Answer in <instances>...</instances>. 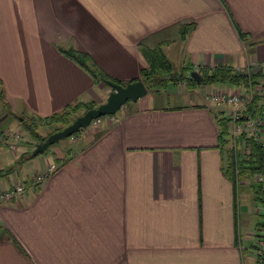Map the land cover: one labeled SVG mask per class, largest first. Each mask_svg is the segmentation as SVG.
<instances>
[{
  "label": "crops",
  "instance_id": "1",
  "mask_svg": "<svg viewBox=\"0 0 264 264\" xmlns=\"http://www.w3.org/2000/svg\"><path fill=\"white\" fill-rule=\"evenodd\" d=\"M261 39L264 0H0V78L10 108L0 113L3 128L27 119L53 130V114L99 100L103 81L61 47L89 53L128 82L148 65L141 45H161L172 62L179 40L174 80L187 79V90L149 88L117 121L84 128L76 145L56 146L25 173V197L0 204V264H254L242 207L255 192L229 174L231 142L207 98L231 84L193 81L189 72L262 61ZM26 152L22 160L34 156ZM49 163L58 168L32 185Z\"/></svg>",
  "mask_w": 264,
  "mask_h": 264
},
{
  "label": "trees",
  "instance_id": "2",
  "mask_svg": "<svg viewBox=\"0 0 264 264\" xmlns=\"http://www.w3.org/2000/svg\"><path fill=\"white\" fill-rule=\"evenodd\" d=\"M242 34L248 35L243 31ZM140 48L148 60V65L141 69V77H137L133 80L142 78L145 82L148 83L149 88H155V86H158L159 84L163 83L168 79L171 80L175 79L174 77L168 76L173 74L174 66L172 62L167 58L161 45H157L155 47L141 45ZM60 49L68 57H70L72 60L78 63L82 68H84L88 73H90L96 82H100V81L104 82L105 78H110L124 84L127 83L120 79L110 76L105 70H103L98 65V63L93 59V57L89 53L75 47H70V48L61 47ZM199 71L204 74V80L201 81L204 84L223 82V83H229L231 85H235L237 87L248 86L250 84H253L254 86L258 85V88L264 85L263 83L261 84L259 82L260 80L257 77L264 75L263 72L264 69L263 71H260L257 74H254L253 72L248 74L246 72L239 71L236 66L219 65L213 68L203 67L200 68ZM186 72L187 71L184 70L183 73L186 74ZM189 79L193 81L195 80L191 76L189 77ZM1 81L2 80L0 78V84H2ZM0 98L2 100H4L5 98V92L2 87L0 88ZM260 99H261L260 95H257L254 98L251 111L253 113H256L258 111L257 107H260V111L262 112L261 114L264 117V107L261 104H259ZM94 106H96V102L94 100L90 102L79 101L70 105L65 110L53 114L52 116H50L51 123H55V124L57 123V126L53 128L52 132L61 129L67 124H69L72 121V119L76 117L77 113L81 109H84L86 111L87 109ZM217 119L222 124L221 135L223 137L226 136V141H227L226 144H228L231 142L230 126L228 123V118L221 114V115H217ZM24 123L25 126L30 131H32L36 136H39V141L45 140L47 138L48 135L43 136L42 134L39 133L38 123L35 120L34 122H32L25 119ZM248 145H250V149L247 156H243L244 153L246 152L244 151V149H240L237 159L238 165H236L235 154L232 147L230 146L229 150L226 149L228 150L227 170L229 171L231 177H233L234 182L238 185H241L240 181L242 179L245 180L243 181L245 184L249 182V179L247 178L251 177L252 174L261 173L262 175H264V145L254 140H249ZM237 167L239 168L238 172L236 169ZM4 174H5V170L3 168H0V176ZM249 184L255 192L256 200H261L264 202V180L263 181L254 180ZM261 236L262 234L260 235V237Z\"/></svg>",
  "mask_w": 264,
  "mask_h": 264
},
{
  "label": "built area",
  "instance_id": "3",
  "mask_svg": "<svg viewBox=\"0 0 264 264\" xmlns=\"http://www.w3.org/2000/svg\"><path fill=\"white\" fill-rule=\"evenodd\" d=\"M259 65L264 69V60L253 59L247 65L237 66L239 71L252 73V66ZM264 94V86L256 87L253 84L248 86H236V88H216L207 95L212 102L217 115H224L228 118L230 126L231 147L235 154V162L238 165V154L240 149H244L247 156L250 145L249 140H254L264 145V117L261 114L260 107L256 113L251 111L252 103L257 94ZM122 105V109L125 108ZM108 119L111 122L117 121L116 113L101 115L94 118L91 122L92 127L98 126L103 120ZM21 135L10 128H3L0 125V147L8 146L14 152L18 150V139ZM11 138H13L11 140ZM58 168L57 164L49 163L45 169L38 171L32 180V185L42 184ZM237 172L239 168L237 167ZM255 180L263 181L264 175H256ZM27 184L22 179H15L8 187H0V204L6 201L24 198L27 191ZM257 255L264 262V232L256 243Z\"/></svg>",
  "mask_w": 264,
  "mask_h": 264
},
{
  "label": "rangeland",
  "instance_id": "4",
  "mask_svg": "<svg viewBox=\"0 0 264 264\" xmlns=\"http://www.w3.org/2000/svg\"><path fill=\"white\" fill-rule=\"evenodd\" d=\"M181 44H182V42L177 40L174 42V44L172 45V48L170 49L171 59L173 62L172 64H174V70H176L177 67L181 68V64L183 61L182 55L180 54V50L182 49ZM168 76L175 78L176 73H173V74L168 75ZM179 79L181 80V84L175 82V80L168 79V80L164 81L163 83L159 84L158 86H155L156 88L154 90H160L161 92H167V91L173 92V91H179L181 89L187 90L186 85H185L187 79H184L183 76H180ZM103 85L105 86V88L100 93L99 98H98L99 100L95 101L96 106L99 105L101 102L105 101L108 98L110 91L113 89L105 81L103 82ZM263 86L264 85H262L261 87H263ZM1 87L2 86L0 84V88ZM229 87L232 89L236 88L235 85L227 86V88H229ZM152 89L153 88H150V90H152ZM257 95H260L262 97L264 96V94H260V93ZM172 96L173 95L170 94V98L168 99L169 101H171ZM129 102H132V100H129L126 104H128ZM7 109L10 110L8 103L5 100H2L0 98V113L3 112V110L7 111ZM121 110H122V108H120L116 111L117 116H119L121 114ZM84 112H85V110L81 109L77 113L76 117L78 115L84 113ZM74 119H72V121ZM30 121L34 122V120H30ZM92 124L93 123L91 122L90 125L81 128L79 131H77L75 134H73L71 136L61 138L59 141L51 144L49 146V148L46 149L45 151L39 152L38 154L34 155L31 158H26L25 160H21L22 157L24 155H26V153H27L26 149L30 153L33 152V150L35 149V145L38 142V139L32 131H30L26 126H23V124L20 122L19 119H16L15 123L8 126L7 128H10L14 132L20 133L21 137H20V139L17 140L18 144H19L18 150L16 152H14L9 147L7 149L5 155H3V158L0 157V168H3L5 170V174L0 176V183L2 181H5V183H7V181L13 182L14 179H17V178L21 179V177H23V175H25V173H28V171L34 172L36 170V167L39 166V162L44 157H47L50 155H52V156L55 155L56 146L65 148L68 146L72 147V146L76 145L73 142L74 136H77L78 134H80L81 130H83L84 128L92 127L93 126ZM55 127L56 126L54 125V128ZM38 131L40 134L44 133L43 135H45L48 133L47 135H49L53 130H52L51 126H49V125L47 126L46 131H45L43 126L38 125ZM47 135H45V136H47ZM12 139L13 138H11V140ZM21 144H22V146H21ZM15 153H17L18 156H15ZM259 174L260 173L252 174L251 177L247 178V179H249V182H247V183L249 184L252 181H254L256 178V175H259ZM243 181H245V180L242 179L240 182L242 183ZM248 184L246 185V187L248 188L247 191L250 194L251 193V189H250L251 187H250V184L249 185ZM247 191H246V193H247ZM243 200H244V196H242V204L244 203ZM246 202H247V204H249V209L242 207L243 210L247 209V212L249 214V225H248L247 230L250 233L248 234V239L244 240V244L247 245L246 246L247 249H245L246 256L248 258L250 257L248 260L251 259V261H253L254 264H264V262H262V260L257 255V248L255 246L253 247V244L259 240V236L261 234H263V232H264V223H263V225L260 224L261 222L264 221V202L261 200H254V201L252 200V201H246ZM252 250H253V252H252ZM252 258H253V260H252Z\"/></svg>",
  "mask_w": 264,
  "mask_h": 264
},
{
  "label": "water",
  "instance_id": "5",
  "mask_svg": "<svg viewBox=\"0 0 264 264\" xmlns=\"http://www.w3.org/2000/svg\"><path fill=\"white\" fill-rule=\"evenodd\" d=\"M190 76L196 81H203L204 74L197 69L191 70ZM104 81L113 89L110 91L108 98L99 105L87 109L84 113L78 115L72 122L61 129L51 132L45 140L38 142L32 154L45 151L49 146L63 137L71 136L81 128L90 125L91 121L101 115L116 113L122 105L129 100L136 101L148 93L149 85L142 78L121 83L110 78Z\"/></svg>",
  "mask_w": 264,
  "mask_h": 264
}]
</instances>
